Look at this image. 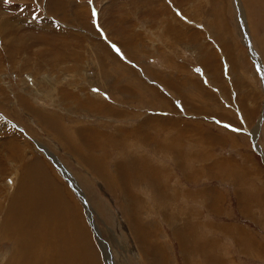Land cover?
<instances>
[{
    "label": "rangeland",
    "instance_id": "374dc122",
    "mask_svg": "<svg viewBox=\"0 0 264 264\" xmlns=\"http://www.w3.org/2000/svg\"><path fill=\"white\" fill-rule=\"evenodd\" d=\"M162 1L216 59L179 97L129 84L100 0H0V264H264V0H221L214 31Z\"/></svg>",
    "mask_w": 264,
    "mask_h": 264
},
{
    "label": "crops",
    "instance_id": "0c3cea01",
    "mask_svg": "<svg viewBox=\"0 0 264 264\" xmlns=\"http://www.w3.org/2000/svg\"><path fill=\"white\" fill-rule=\"evenodd\" d=\"M103 1H106L105 5ZM103 1L100 0V10L102 9L103 28L108 37L125 50L122 51L126 57L142 66V72L149 80H142L132 73L129 84H151L155 81L166 84L178 96L179 84L182 90V84H197L190 76L189 66L203 63L209 68L216 62L212 52L204 45L208 42L204 40L203 33L175 17L162 0ZM170 1L190 20L194 18L195 23H203L214 31L217 17L214 9L220 6L221 0ZM197 57L201 61L197 62ZM121 80L120 78L110 84H121ZM185 89L188 90L184 94V104L190 111H198L200 107L192 104L190 97L191 92L195 95V90L192 91L193 88L188 85ZM204 91L203 89L202 95Z\"/></svg>",
    "mask_w": 264,
    "mask_h": 264
},
{
    "label": "bare ground",
    "instance_id": "6f19581e",
    "mask_svg": "<svg viewBox=\"0 0 264 264\" xmlns=\"http://www.w3.org/2000/svg\"><path fill=\"white\" fill-rule=\"evenodd\" d=\"M26 104H28L27 102H26ZM29 106V105H28ZM31 106V105H30ZM29 106V107H30ZM24 107V106H23ZM31 109V108H30ZM33 109L35 110V108L33 107ZM139 138H140V136H138ZM142 139V138H141ZM82 141V140H81ZM13 143V142H12ZM6 144V143H5ZM9 144V143H8ZM19 147H18V145L15 143H13L10 147H8V149H18ZM13 151V150H12ZM16 151V152H15ZM14 152L15 153H12L11 155H12V157L14 158H17L18 159V156H16L17 155V150H14ZM20 155V154H19ZM23 159H25L23 156H22V160ZM22 160H20V162L22 161ZM24 164V163H23ZM27 166H29V165H25V167H27ZM47 175V174H46ZM64 175V174H63ZM27 177V176H26ZM49 177V176H48ZM47 177V178H48ZM105 177V176H104ZM54 178V177H53ZM51 181V180H50ZM51 183V182H50ZM55 183H56V181H55ZM26 186V185H25ZM55 186V185H54ZM44 191V190H43ZM48 191V190H47ZM56 196V195H55ZM153 196V195H152ZM11 197H12V195H11ZM52 199V198H51ZM50 200V199H49ZM18 202V201H17ZM19 205V204H18ZM29 205V204H28ZM40 206V205H39ZM24 207V206H23ZM33 209V208H32ZM34 209H36V208H34ZM33 209V210H34ZM46 212H48L47 210H45ZM19 213H22V211L21 212H19ZM41 213H44V212H41ZM23 214V213H22ZM21 214V215H22ZM27 215H28V213H27ZM36 215V214H35ZM49 214H47V216H48ZM24 216H25V214H24ZM29 216V215H28ZM32 216V215H31ZM39 216V215H38ZM37 216V217H38ZM41 216V215H40ZM43 216V215H42ZM50 216V215H49ZM45 217V216H44ZM43 217V218H44ZM24 219V218H23ZM42 219V218H41ZM40 219V221H42ZM48 219V218H47ZM25 220H27V217H26V219ZM36 220V219H35ZM58 220V219H57ZM34 221V220H33ZM32 222V221H31ZM30 222V223H31ZM46 222H47V220H46ZM49 222V221H48ZM21 223V222H20ZM25 223V222H24ZM27 223H28V221H27ZM42 223H43V221H42ZM14 224V223H13ZM32 224V223H31ZM23 225V224H22ZM33 225V224H32ZM44 225V224H43ZM57 225H58V223H57ZM24 226V225H23ZM54 226V225H53ZM36 228V227H35ZM35 228H33V229H31V228H29V227H26V230H24L23 231V236H25L27 233H29V235L27 236V237H24V242L22 241V239L20 240V242H18L17 241V243L16 244H20L21 243V241H22V247L24 248L26 245H27V243L29 244L31 241H32V243L34 242V244H32V246H37V247H39V245L40 244H45V245H47V246H50V245H52L50 242H48V237H51L50 235H47L46 233H39V232H37L36 231V229ZM40 228V227H39ZM19 229V228H18ZM24 229V228H23ZM37 229H38V227H37ZM22 230V229H21ZM44 230V229H43ZM51 231V230H50ZM53 231V230H52ZM21 232V231H20ZM51 233V232H50ZM56 233V232H55ZM57 233H59V232H57ZM69 233V235L71 234L70 232H68ZM78 236H80V234L82 235V232H80V231H78ZM29 236H33L32 238H29ZM78 236H73L72 235V237H70L71 239L72 238H74L75 239V237H78ZM52 238V237H51ZM57 238V237H56ZM32 239V240H31ZM17 240V239H16ZM30 240V241H29ZM76 241L77 240H75V243H76ZM28 246V245H27ZM31 246V245H30ZM51 247V246H50ZM50 247H47L46 249H44L43 247H42V250H41V253L39 254H37V256L38 257H44V258H46L45 260H43V263L44 264H47V262H48V260L50 259V255H49V257H48V254H47V251H50ZM80 247V246H79ZM58 248V247H57ZM53 249V248H52ZM18 251V250H17ZM51 251H53V250H51ZM50 251V252H51ZM58 251V250H57ZM74 251V250H73ZM55 253H56V251H54ZM53 253V252H52ZM59 253V252H58ZM67 253H68V255L71 253V251H70V249L69 250H67ZM24 254H26V252H24ZM78 254H80V252L78 251ZM34 255V254H33ZM154 255H155V253H154ZM19 256V255H18ZM59 256V255H58ZM73 256H74V253H73ZM83 256V255H82ZM20 257V256H19ZM84 258L86 257V256H83ZM26 258V257H25ZM24 258V259H25ZM51 260V259H50ZM54 260V259H53ZM34 261V260H33ZM52 261V260H51ZM50 261V262H51ZM36 262H38V263H41V261H39L38 259H36L35 261H34V263H32V264H36ZM54 262H55V260H54ZM58 263V262H57ZM74 263H76V261L74 262H72L71 264H74ZM78 263V262H77ZM51 264H52V262H51ZM54 264V263H53ZM55 264H56V262H55ZM87 264H96V263H93V260L92 259H90V260H88V262H87Z\"/></svg>",
    "mask_w": 264,
    "mask_h": 264
},
{
    "label": "snow or ice",
    "instance_id": "6c2138e0",
    "mask_svg": "<svg viewBox=\"0 0 264 264\" xmlns=\"http://www.w3.org/2000/svg\"><path fill=\"white\" fill-rule=\"evenodd\" d=\"M90 2H91V0H90ZM95 15H96V13H95V11H93V16H95ZM113 48H114L117 52L120 51L118 48L115 47V45H113ZM197 71H200V69H197ZM94 91H99V89H94ZM217 123H219V121H217ZM225 127L231 128L232 126H231V125H225ZM232 130H233V131H240V129H238V128H236V129H232Z\"/></svg>",
    "mask_w": 264,
    "mask_h": 264
}]
</instances>
